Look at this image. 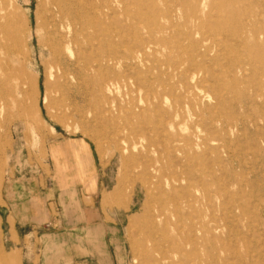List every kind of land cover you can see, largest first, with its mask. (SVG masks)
<instances>
[{"label": "rangeland", "instance_id": "rangeland-1", "mask_svg": "<svg viewBox=\"0 0 264 264\" xmlns=\"http://www.w3.org/2000/svg\"><path fill=\"white\" fill-rule=\"evenodd\" d=\"M95 1L103 15L73 22L68 99L47 49L48 0H0V264H154L150 221L171 188L169 153L182 177L174 194L186 198L183 218L161 229L170 262L264 264V0ZM162 9L161 43L150 32ZM189 60L202 68L186 80ZM153 83L173 86L168 112L191 99L174 125L158 124ZM116 186L131 208L106 197ZM182 236L195 245L175 254Z\"/></svg>", "mask_w": 264, "mask_h": 264}, {"label": "bare ground", "instance_id": "bare-ground-1", "mask_svg": "<svg viewBox=\"0 0 264 264\" xmlns=\"http://www.w3.org/2000/svg\"><path fill=\"white\" fill-rule=\"evenodd\" d=\"M84 0H48V7H47V17H46V33L48 35V41H47V49L49 50L50 54H51V60H52V65L53 67H56V68H59L61 69V78H60V82L63 87H64V90L62 91V94H65L67 95L68 99H72L73 96H76V94H73L75 92V87H76V82H75V75L72 71V61L70 60V56L74 53V51L76 50L75 48V43L77 42L76 38H75V35H73L75 33L72 34V27H73V22L76 20V18H78V16H81V17H84L85 18V14L86 12H91L93 15L94 13L96 15H99V17L101 15H103V13L101 11H98L99 8L98 6L96 5V1L95 0H87V2H83ZM100 1V0H98ZM107 2V1H106ZM106 2H105V5H106ZM112 2V1H111ZM117 2V1H116ZM81 3H83V10L81 11L80 10V7H81ZM109 3V2H108ZM123 1L122 0H119L116 5H115V8H117V10L119 8H123ZM104 4V3H103ZM89 6L90 8L88 10L85 9V7ZM102 6V4H101ZM109 6V5H108ZM200 6L202 7L201 9L202 10H205L207 9V2L206 0H202L200 2ZM107 7V6H106ZM113 7V6H112ZM82 8V7H81ZM98 8V10H97ZM104 8V7H103ZM103 8H102V11H103ZM178 8V7H177ZM171 10V9H170ZM170 10L168 9H162V10H156L155 13H154V22H156L154 25H153V28L151 30V36H153V38H155L154 40H159L158 42H164V39L165 38H160L158 39L157 38V33H162L165 28L161 25V23L158 22V19L160 20H163V19H167L169 18L170 16ZM182 10L181 8H179L177 11H180ZM106 11V10H105ZM173 13V12H172ZM204 13V12H203ZM89 14V13H88ZM91 14V15H92ZM113 10L112 8L109 6L108 8V11H107V15H112L113 16ZM91 15H89L91 17ZM89 16H87V18L89 19ZM97 17V16H96ZM95 17V18H96ZM114 17V16H113ZM116 17V16H115ZM20 18V17H19ZM94 18V17H92ZM94 19H92L93 21ZM102 20V19H101ZM18 21V19H17ZM90 21V22H92ZM21 22V21H20ZM26 22V21H25ZM98 22V21H97ZM105 22V21H104ZM19 23V22H16V20L14 21L13 20V24L12 26L14 25V29H15V25ZM83 23V22H82ZM80 23V25L82 24ZM94 23V22H93ZM99 23V22H98ZM86 24H87V20H86ZM89 24V23H88ZM87 24V25H88ZM97 25H100V24H97ZM25 26V25H24ZM264 27V26H263ZM7 28V27H6ZM25 28V27H24ZM78 28V27H77ZM94 28V27H93ZM100 28V26H99ZM132 28V27H131ZM3 29V28H2ZM80 29V27H79ZM78 29V30H79ZM96 29V28H95ZM133 29V28H132ZM78 30L76 32H78ZM99 30V29H98ZM15 31V30H14ZM22 33H24V30H20ZM84 31V30H83ZM263 31V30H262ZM5 32V31H4ZM90 32V31H89ZM103 32H107L106 30H104L103 28ZM3 33V32H2ZM7 35L9 36L10 32L7 31L6 32ZM255 33V32H254ZM15 34V33H14ZM91 34V32H90ZM86 35V34H84ZM87 35H88V32H87ZM86 35V36H87ZM79 34L77 35V38H78ZM109 36V35H108ZM263 36V35H262ZM91 37V35H90ZM94 37V36H93ZM98 37V35H97ZM111 37V35H110ZM92 38V37H91ZM96 38V37H95ZM99 38V37H98ZM101 38V36H100ZM104 38V37H103ZM134 39V38H133ZM12 40L14 41V44H15V48L16 49H19V45L21 44L22 42V39L19 38V37H14L12 38ZM99 40V39H98ZM102 40V39H100ZM105 40V38H104ZM166 40V39H165ZM83 41V40H82ZM103 41V40H102ZM81 42V41H80ZM94 42V41H93ZM101 42V41H100ZM99 42V43H100ZM107 42V40H106ZM105 42V44H106ZM102 43V42H101ZM141 43V42H140ZM139 43V45H140ZM90 45V43H88ZM94 44V43H93ZM98 44V43H97ZM108 44V43H107ZM93 46V45H91ZM95 46V45H94ZM98 46V45H96ZM95 46V47H96ZM113 45H111L112 47ZM11 47V46H10ZM21 49V48H20ZM89 49V48H88ZM92 49V48H90ZM99 49V48H98ZM149 49V48H148ZM94 50H96L94 48ZM195 50H197V48H195ZM99 52V50H97ZM97 52V53H98ZM84 53V52H83ZM86 53H88L86 51ZM108 53V51L106 52ZM131 52H125L124 56L122 57L123 60H126L125 62L128 63V61L132 60L133 56L130 54ZM200 55L201 53L198 52ZM77 54V53H76ZM75 54V55H76ZM110 56L112 57H116V56H113L112 52L111 53H108ZM86 55V54H85ZM98 55V54H97ZM105 55V54H104ZM109 55L107 57H109ZM77 56V55H76ZM79 56V55H78ZM80 57V56H79ZM86 57V56H85ZM87 57H88V54H87ZM91 57V56H90ZM96 57V56H95ZM104 57V56H103ZM25 58V57H24ZM78 58V57H77ZM105 58V57H104ZM205 58V56H204ZM88 59V58H87ZM100 60V58H98ZM94 60V58H93ZM134 60V59H133ZM76 61V60H75ZM91 61V60H90ZM191 63H190V66L185 68L184 71H182L183 75L185 74L186 75V80H190V78L194 79L196 78V76H198L200 70L202 67L200 66H197L193 63L192 60H189ZM260 61H264V56L261 55V59ZM93 62V61H92ZM107 62V61H106ZM100 63V62H99ZM119 63V62H117ZM105 64V63H103ZM126 65V64H125ZM76 66V65H74ZM170 66H173L176 68V65L174 64H170ZM164 67V66H163ZM104 68V67H103ZM172 68V67H171ZM164 69V68H163ZM168 70V69H166ZM54 71V70H53ZM152 71V70H151ZM174 73V72H173ZM172 73V74H173ZM175 74V73H174ZM134 79L135 81L137 82V85L140 86L142 84H145L144 83V78L142 76H134ZM196 80V79H195ZM193 80V81H195ZM190 82V81H189ZM154 85L153 88H152V94H153V97L156 99V103H153L154 105H151L152 102L150 103V106L152 107L153 110L155 111H158L161 113L162 115V120H160L158 122V124L162 127L165 128V123H169L168 120H170V122L172 121V124L174 125V118L175 116H177V113L179 110L182 109V107L187 103L191 104V99L189 101H186L185 98H184V94L181 95V98H179L177 101H175L173 103V111L172 112H168L167 110L163 109L162 107V103H163V99H166L168 100V97L170 95V93L172 94L174 92V88H172L171 86H167L166 85H163V84H160L159 85L153 83ZM143 86V85H142ZM151 86V87H152ZM259 88H258V91H262V87L264 86V84H258ZM145 87V85H144ZM158 87H161V90H158L157 88ZM185 91L187 92H190V90L192 92H194L195 88H192L191 85L188 83V82H185ZM186 94V93H185ZM253 94V93H252ZM192 95V94H191ZM189 95V96H191ZM189 98V97H188ZM219 99V98H218ZM143 100V99H141ZM196 101V100H195ZM169 102V101H168ZM187 106V105H186ZM142 108V107H141ZM105 109V108H103ZM167 109V108H166ZM194 110V109H193ZM198 110V109H197ZM157 112V113H158ZM102 117V116H101ZM151 118V117H150ZM149 118V119H150ZM157 118V117H155ZM153 122H156L155 120ZM152 123V121H151ZM154 124V123H153ZM156 125V124H155ZM158 126V125H157ZM168 127V126H167ZM152 128V127H151ZM154 129V126L153 128ZM158 129V128H157ZM256 129V128H255ZM156 130V129H155ZM166 135V134H165ZM172 149V148H171ZM176 149H180L179 151H182L181 148L179 147H176ZM171 160H172V163L170 167H168V170H169V173H171V177L169 178L170 180V183H168L169 187H171L169 189V191H166L164 189V195H165V200L163 199L160 203V208L158 209V215H157V225H156V222L154 223L153 221H150V225H152V227L154 228L155 227V232L157 234V241H152L151 243L153 244V246L157 245L156 246V251L158 252V257L157 259L154 261V264H173L172 262H170V258L171 256L169 254H167L165 251H164V247H163V242H166L168 240L167 236H166V233H161V229H163L162 227H164L166 224L169 223L170 221V216L173 215L175 216L176 218L179 219H182L183 216H184V211L182 209V205H184V201L185 199H183L182 197H178L176 196L174 193V189L175 187L177 186V183L181 181V175L179 174V172L176 170L175 171V167H173V165H177L178 164V161L175 160V157L169 153V155ZM179 160V159H178ZM195 162V159L193 160ZM196 163V162H195ZM199 164V163H198ZM188 166V165H187ZM166 167V166H165ZM185 168V166H184ZM192 168V167H191ZM182 169V168H181ZM191 170V169H190ZM163 171V170H162ZM188 173V172H187ZM189 179V177H188ZM192 179V178H191ZM167 180V178H166ZM168 180V181H169ZM186 180H187V176H186ZM193 182V181H192ZM191 182V183H192ZM167 183V182H166ZM188 183V182H187ZM162 184V183H161ZM188 185V184H187ZM183 186V184H182ZM190 186V185H188ZM205 186V185H204ZM185 187V186H184ZM182 187V188H184ZM196 187V186H195ZM194 187V188H195ZM185 189V188H184ZM199 193V192H198ZM185 194V193H184ZM187 201V200H186ZM183 202V203H182ZM188 202V201H187ZM186 206V205H185ZM192 207V206H191ZM187 209V208H186ZM157 211V210H156ZM188 218V217H187ZM180 222V221H179ZM175 223V221H174ZM181 223V222H180ZM201 225L203 227V231L205 230L207 232L208 230V222L204 219L203 222H201ZM194 230V229H193ZM192 231V230H191ZM181 233V232H180ZM203 233V232H202ZM184 235H187V233H185ZM204 235V234H202ZM176 236V235H175ZM196 237V235L194 236ZM182 240H178V244H176V251H175V254H178L180 253L181 251H185L186 250V246L187 245H195L194 241H193V238L192 237H187V236H182L181 237ZM170 240V239H169ZM172 241V240H170ZM170 246H173V245H170ZM169 250V249H168ZM173 251V250H172ZM174 262V261H173ZM177 263V262H176ZM181 264V263H180Z\"/></svg>", "mask_w": 264, "mask_h": 264}, {"label": "crops", "instance_id": "crops-1", "mask_svg": "<svg viewBox=\"0 0 264 264\" xmlns=\"http://www.w3.org/2000/svg\"><path fill=\"white\" fill-rule=\"evenodd\" d=\"M76 153H78V151H76ZM111 196H116L118 198V202L121 201L122 199H124L125 202H126V204H125L126 208H131L132 207V203L130 201H128V193H127L126 189L123 190L120 186H116L115 190L112 193H110V196H106V197L109 198ZM4 201H5L4 205H7V200L4 199ZM8 254L12 258H14V257L18 258L19 257L18 251L8 252Z\"/></svg>", "mask_w": 264, "mask_h": 264}]
</instances>
